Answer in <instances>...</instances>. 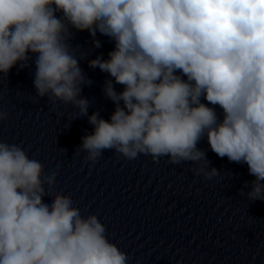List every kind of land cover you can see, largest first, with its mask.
<instances>
[{
  "label": "clouds",
  "instance_id": "1",
  "mask_svg": "<svg viewBox=\"0 0 264 264\" xmlns=\"http://www.w3.org/2000/svg\"><path fill=\"white\" fill-rule=\"evenodd\" d=\"M73 29L114 42L108 59L89 61L110 77L109 120L89 115L81 95L92 81ZM33 57L37 97L71 105L93 126L79 146L86 161L108 150L129 160L166 156L211 180L220 172L197 147L206 137L220 158L247 164L255 177L247 197L264 201V0H0V77ZM56 175L0 142V264H128L95 214L82 215L67 195L43 202Z\"/></svg>",
  "mask_w": 264,
  "mask_h": 264
}]
</instances>
